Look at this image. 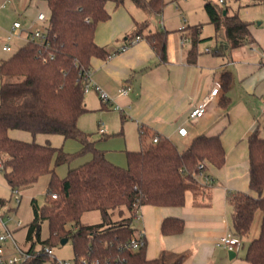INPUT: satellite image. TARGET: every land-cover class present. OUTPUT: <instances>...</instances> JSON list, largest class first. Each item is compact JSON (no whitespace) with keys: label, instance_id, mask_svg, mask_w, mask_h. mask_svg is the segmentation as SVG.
<instances>
[{"label":"trees","instance_id":"trees-1","mask_svg":"<svg viewBox=\"0 0 264 264\" xmlns=\"http://www.w3.org/2000/svg\"><path fill=\"white\" fill-rule=\"evenodd\" d=\"M46 1L50 9L46 45L41 47L30 40L0 62V162L8 169L5 178L12 190L21 191L50 176L44 205L39 207L35 199L31 202L34 218L28 227L26 244L30 250L54 248L68 238L77 264L82 259L90 263L99 260L101 264H184L188 252L162 250L157 258L148 259L146 238L139 249L128 247L136 237L133 221L146 205H185L187 192L193 193L194 206L203 205L200 197L213 184L207 174L208 166L221 168L226 161L221 139L199 136L180 152L171 140L159 136L157 143L151 141L139 151L127 152L126 168L110 162L78 122L88 112L85 85L91 62L94 58L110 56L105 47L95 42L98 25L111 18L108 2L119 7L126 0ZM131 1L150 13H161L167 4L165 0ZM205 10L216 34H223L231 49L253 41L249 24L237 13L231 14L227 8L209 1ZM167 36L166 31H158L146 37L159 62H167ZM11 130L61 135L79 140L83 148L77 154H70L63 147L49 143L11 138ZM145 135L141 129L142 142ZM87 151L93 152L92 160L81 167L69 168L66 177L60 180L55 167ZM249 160L250 187L259 196L227 194L233 208L231 232L242 239L255 215L261 212V233L250 243L245 258L250 264H264V137L258 130L249 137ZM54 194L56 199L52 198ZM5 203L0 198V205ZM124 209L129 217H123ZM92 211L100 212L102 222L82 224L83 214ZM116 211L121 218L114 221ZM44 222L48 223L49 235L42 240ZM184 227L183 220L167 218L161 232L178 235Z\"/></svg>","mask_w":264,"mask_h":264},{"label":"crops","instance_id":"crops-1","mask_svg":"<svg viewBox=\"0 0 264 264\" xmlns=\"http://www.w3.org/2000/svg\"><path fill=\"white\" fill-rule=\"evenodd\" d=\"M127 1L119 7L108 2L111 18L99 24L95 36V42L110 53L107 59L94 58L91 62V82L111 99V103L106 104L100 99L102 109L114 107L126 124L137 128L139 138L141 129L144 130L146 135L144 142L140 139V150L154 136L168 138L180 152L188 149L199 136H218L226 151V161L221 168L212 165L207 168L213 184L200 197L203 205L194 206L193 193L187 192L185 205L181 207L146 205L140 208L135 220L139 222L137 233L143 232L147 241V258L155 259L162 250H168L188 252L184 264H250L245 256L250 243L261 233V212L255 215L249 232L241 239L242 247L238 252L219 247L217 243L221 237L232 235L233 208L227 194L241 192L259 196L250 187L249 137L256 130L264 137L261 113L264 103V17L257 22L249 16L245 20L244 16L242 19L249 24L253 41L231 49L224 35L216 34L209 17L213 28L204 33L203 26L172 24L164 20V10L150 13L133 1L128 5L132 14L120 9ZM176 9L181 12L179 5ZM40 13L49 19L46 0H0L1 48L16 22L21 27L19 35L11 41L12 50L18 41H22L16 51L30 41L33 31L46 28L48 22L37 20ZM131 31L136 34L130 36ZM158 31L168 33L167 62H159L146 40L148 35ZM136 36L142 40L121 51ZM184 38H187L186 42ZM206 39L209 42L200 45ZM222 42L228 47L221 45ZM216 88L219 91L203 116L191 119V111ZM122 89H127V93L120 94ZM90 92L99 96L93 89ZM85 102L88 110L93 108L89 99L85 98ZM117 106L119 110L115 109ZM183 127L188 131L185 137L178 133ZM167 218L183 220V232L164 235L161 226Z\"/></svg>","mask_w":264,"mask_h":264},{"label":"rangeland","instance_id":"rangeland-1","mask_svg":"<svg viewBox=\"0 0 264 264\" xmlns=\"http://www.w3.org/2000/svg\"><path fill=\"white\" fill-rule=\"evenodd\" d=\"M165 1L167 4L164 8V20L167 19L172 24H184V26H203L204 33L211 32L213 28V26L208 21V16L205 10V3L208 1L218 5L221 8H227L231 14L237 13L241 18L245 16V20L247 18L246 16H249V18H255V20L258 22L261 21L262 17H264V0H225V4H220L219 0ZM129 3H132L131 0H128L125 4V7H120V9L131 13V9L128 6ZM177 5L180 6L181 12L176 9ZM184 18L187 20L186 22H184ZM135 34L136 31L130 32V36ZM188 36L191 37L189 32ZM208 42L209 39L202 40L200 45L205 46ZM21 44L22 41H18L17 46L11 52H3L0 44V60L7 59L12 56L16 52V48ZM85 98L86 100L89 99L91 101V106L93 108L89 109L88 112L84 113L80 117V129L90 136L91 141L96 144V148L104 152L110 161L114 162L120 167L126 168L127 152L138 151L141 148L137 128L135 126L126 124V121L123 120L120 112L115 111L114 107L108 106L107 109H102L100 97L96 94L92 92L86 93ZM101 128L105 129V133L100 132ZM9 135L11 138L21 141H35L40 144L49 143L54 147H63L64 151L70 154H77L83 148V144L79 140L65 139L61 135H32L29 132L20 130H11ZM93 156V152L87 151L74 157L69 163L55 167L58 178L60 180L64 179L69 168L81 167L86 162L92 160ZM7 171L8 169L0 171V198L6 201L8 207L14 209L10 210L9 213L6 212L3 219L5 223H7L12 229H16V223L19 220L23 222V227L17 231H14V238L19 244L23 246L26 241L28 227L34 218L31 202L33 199H35L39 207L44 205L48 184L50 182V176L42 177L37 183L22 189L20 191L21 203L18 205L15 203L13 190L5 178V173ZM203 182L206 183V179H203ZM123 217H129V213L126 209H124ZM120 218V213L116 211L113 215V220L116 221ZM81 222L84 225L100 224L102 222V216L99 211L87 212L83 214ZM133 225L136 227L137 234L139 230L138 220H134ZM48 235V223L44 222L42 225L41 239H46ZM246 246L247 243H245L244 248H246ZM53 249L58 259L70 262L74 261V251L71 242H68L64 246L60 244Z\"/></svg>","mask_w":264,"mask_h":264},{"label":"built area","instance_id":"built-area-1","mask_svg":"<svg viewBox=\"0 0 264 264\" xmlns=\"http://www.w3.org/2000/svg\"><path fill=\"white\" fill-rule=\"evenodd\" d=\"M220 3L223 4L224 1L220 0ZM37 20L41 23L48 22V26L46 28H38L35 31L32 32L30 36V40L36 41L41 47H44L46 43L49 41V35H48V27H49V19L44 13H40L37 17ZM21 24L19 22L14 23L13 30L9 33L7 36L6 44L3 46V51L5 52H11V41L14 37L18 36V30L20 29ZM142 40L140 36H136L135 38L131 39L128 44L123 46L121 48V51H125L128 49L129 46L139 42ZM187 41V38H184V42ZM91 89L95 90L101 99L103 103H111V99L109 95L104 92L99 86L92 83L90 80V73L87 75V82L85 85V93H88ZM219 89H213L211 94L196 108H194L190 113L191 119H197L203 116V114L206 111V108L211 103V101L214 99V96L218 93ZM127 93V89H122L120 91V94L124 95ZM116 110H119V107L117 106L115 108ZM261 113L264 116V103L261 109ZM101 133L105 132L104 128L100 129ZM178 133L180 136L185 137L188 133L186 128H180L178 130ZM159 140L158 136H154L152 139L153 143H157ZM4 171L5 167L3 163L0 162V171ZM207 179V178H206ZM209 180V179H207ZM206 180V181H207ZM13 196L16 204L21 203V194L19 189H13ZM53 199L57 198V195H52ZM14 208H10L5 203L4 205H0V264H28L30 261L36 262V264H77V262L74 260L73 262L60 260L57 258V256L54 253V249L45 246V247H39L34 250L29 249V245L26 244V241L24 245L22 246L17 242V240L14 238V231H17L23 227V222L19 220L16 223V229L10 228V226L5 223L4 221V215L6 212H10ZM10 219V218H9ZM145 243V235L143 232H139L136 234V237L131 240V242L128 244V247L137 250ZM217 246L223 247L229 251L232 252H238L242 247V240L233 236V235H226L220 238V240L217 243ZM80 264H101L99 260H95L94 262L90 263L87 261V259H82Z\"/></svg>","mask_w":264,"mask_h":264},{"label":"water","instance_id":"water-1","mask_svg":"<svg viewBox=\"0 0 264 264\" xmlns=\"http://www.w3.org/2000/svg\"><path fill=\"white\" fill-rule=\"evenodd\" d=\"M226 13H227V12H226V11H224V14H226ZM221 44H222V45H224V46H225V48H227V47H228L227 43H225V42H222ZM68 242H69V239H68V238H66V239H63V240L61 241V245H62V246H64V245H66ZM230 255H232V257H233V253H232V254H230Z\"/></svg>","mask_w":264,"mask_h":264}]
</instances>
